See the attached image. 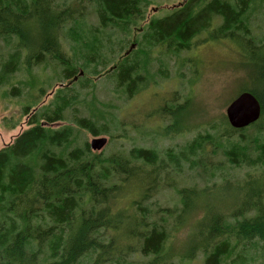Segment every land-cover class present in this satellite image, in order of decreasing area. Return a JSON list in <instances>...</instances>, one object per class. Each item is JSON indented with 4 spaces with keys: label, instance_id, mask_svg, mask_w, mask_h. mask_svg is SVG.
Here are the masks:
<instances>
[{
    "label": "trees",
    "instance_id": "obj_1",
    "mask_svg": "<svg viewBox=\"0 0 264 264\" xmlns=\"http://www.w3.org/2000/svg\"><path fill=\"white\" fill-rule=\"evenodd\" d=\"M252 1L181 0L170 13L153 16L139 29L152 4L148 0H74V6L65 0H0V94L3 99L22 100L21 117L27 119V128L0 149V264H177L175 258L190 261L201 251L205 264H226L228 259L229 264H245L247 253L252 261L253 256L264 258V88L240 90L259 100L258 121L236 130L224 117L227 132L222 131L217 141L209 134H196L184 151L167 154L169 164L178 170L185 161L191 164L206 144L217 142L212 145H219L231 170L247 171L246 179L235 187L223 181V188L234 189L227 204L230 218L203 203L207 206L203 219L179 251L167 245L169 228L177 230L190 221L197 203L211 194L205 188L177 189L180 207L164 209L152 220L144 203L164 169L159 152L134 146L126 154L105 156L92 152L86 141L79 143L82 134L113 136L95 95L86 93L89 100L80 101L75 90L94 89V80L109 64L105 79L113 81L116 93L126 99L150 82L148 65L130 52L134 44L119 57H108V31L129 37L141 30L151 47L173 56L190 51L203 32L208 33L206 41L257 44L248 38L246 26ZM215 18L220 25L210 30ZM60 34L66 40L61 41ZM63 41L70 45V54ZM48 63L58 68L57 82L67 84L55 85L59 87L51 101L44 104L53 88L49 79L35 80L33 71ZM255 68L259 76L254 81L263 87L264 66ZM190 102L175 100L160 109V116L169 120L164 136L192 128L187 115L182 118ZM67 111L73 113L72 123H67ZM59 122L62 125L55 126ZM143 167L151 170L144 172ZM127 194L134 198L129 211L118 206ZM130 256L140 260L127 261Z\"/></svg>",
    "mask_w": 264,
    "mask_h": 264
},
{
    "label": "rangeland",
    "instance_id": "obj_2",
    "mask_svg": "<svg viewBox=\"0 0 264 264\" xmlns=\"http://www.w3.org/2000/svg\"><path fill=\"white\" fill-rule=\"evenodd\" d=\"M148 1L152 4L146 9L145 21L140 24L139 29L143 28L153 16L162 18L165 16L164 14L170 13L171 8L181 0ZM65 3L74 6V0H65ZM155 8L157 10L154 11ZM248 10L250 11L248 22H246V26L248 25L249 28L248 38L253 39L257 43L255 45L249 44L246 40L245 42L231 41L230 39L206 41L208 33L203 32L193 40V47L190 51L173 56L160 48L151 47V44L143 39L141 30L132 31L129 37L125 34L108 31L106 36L109 40L105 41L108 57L115 59L129 50L131 44H134L130 52L139 54V62L144 64L145 61L148 65L150 82L144 83L145 85L135 96L126 99L116 93L117 88L113 81L105 79L107 70L109 71L112 66L109 64L106 66L105 72L100 74L101 77L94 80V89L86 91L80 87L75 88L80 94V101L84 98L88 101L89 96H85L86 93H93L101 103L104 117L111 123L110 130L113 139L105 135L97 137H104L107 142L101 151L95 153L103 152L105 156L114 153L126 154L134 146L154 147L159 152L160 166H163L164 169L156 177L155 187L144 203L152 212V220L159 219L163 215L164 209L180 207V199L175 192L177 189L205 188L206 193L211 194L202 198V204L197 203L190 221L183 223L177 230L169 228L170 237L167 245L173 251L184 249L188 237L194 233L197 224L202 221L207 208V206H203V203L211 205L212 211H222L224 218L229 219L227 204L233 200L234 189L232 187H235L238 181L242 182L246 179V169L231 170L229 168L219 145H212L217 142L206 144L204 151L199 153L191 164H185L188 162L185 161L178 170L169 164L168 155L170 151L175 154L184 151L186 144L196 134H209L214 141H217L222 131L227 132V128L223 124L225 108L237 94L241 93V87L250 88L258 85L264 88L254 81V78L259 76L255 64L264 66V0H253ZM90 22H94V19L91 18ZM211 22L210 30L220 25L219 19L215 18ZM60 37L61 41L66 40L65 34L62 36L60 34ZM128 39L130 41H127ZM62 43L65 52L70 54V45L65 41ZM101 68L102 66L98 67V69ZM57 72L58 68L53 63L42 65L33 71L35 80L36 78L49 79L50 86L53 88L50 93V87L45 84V92L50 95L44 97V104L51 101L56 88L64 87L67 84V81L57 82L59 78ZM141 75H144L143 72ZM57 84L58 87L55 86ZM187 98L191 102L187 105L182 118L187 115V125L192 128L189 131L184 130V133L179 135L164 136L163 128L169 123V120L160 116V109L175 100L179 104H183ZM21 102L22 100L16 97L3 99L0 94V149L10 144L15 136L27 128V119L21 117L23 104ZM78 108L81 106L76 105V109ZM97 108L100 106L97 105ZM72 114L69 111L65 113L67 123H72ZM81 115L85 116L86 114L83 112ZM57 125L62 124L58 123L55 126ZM252 131L250 129L247 134ZM93 139L92 136L82 134L78 142L86 141L89 144ZM142 170L149 172L151 169L143 167ZM251 174L258 176L257 172ZM224 180H227L232 187L223 188ZM131 200H134L133 196L127 194L126 199L121 200L118 206L129 211ZM167 221L172 223L170 218ZM249 254L246 255L245 264H264V258L259 255L253 256L254 260L252 261ZM133 259L140 260L137 256ZM133 259L130 256L127 261H134ZM204 260L205 255L202 251L198 252L195 258L190 261L174 259L177 264H205ZM229 263L228 259L226 264Z\"/></svg>",
    "mask_w": 264,
    "mask_h": 264
},
{
    "label": "water",
    "instance_id": "obj_3",
    "mask_svg": "<svg viewBox=\"0 0 264 264\" xmlns=\"http://www.w3.org/2000/svg\"><path fill=\"white\" fill-rule=\"evenodd\" d=\"M132 48V47H131ZM261 116V107L257 98L250 92L237 94L226 106L225 117L232 129H243L255 123ZM105 138H94L89 147L92 152L101 151L106 145Z\"/></svg>",
    "mask_w": 264,
    "mask_h": 264
},
{
    "label": "bare ground",
    "instance_id": "obj_4",
    "mask_svg": "<svg viewBox=\"0 0 264 264\" xmlns=\"http://www.w3.org/2000/svg\"><path fill=\"white\" fill-rule=\"evenodd\" d=\"M244 92H246V91H244ZM251 94H252V93H251ZM252 95H254V94H252ZM254 97L257 98L255 95H254ZM257 100H258V99H257ZM258 101H259V100H258ZM259 103H260V102H259ZM258 120H259V119H258ZM258 120H257V121H258ZM59 123H61V122H59ZM57 124H58V123H57ZM57 126H58V125H57ZM102 138H104V137H102ZM105 139H106V138H105Z\"/></svg>",
    "mask_w": 264,
    "mask_h": 264
}]
</instances>
